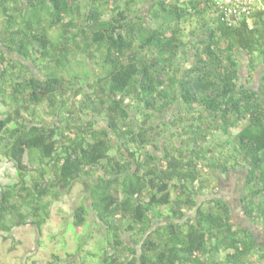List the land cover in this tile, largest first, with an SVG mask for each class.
Here are the masks:
<instances>
[{"label": "trees", "instance_id": "16d2710c", "mask_svg": "<svg viewBox=\"0 0 264 264\" xmlns=\"http://www.w3.org/2000/svg\"><path fill=\"white\" fill-rule=\"evenodd\" d=\"M0 158L6 236L83 185L71 226L102 239L67 264L264 262V10L248 28L206 0H0Z\"/></svg>", "mask_w": 264, "mask_h": 264}, {"label": "rangeland", "instance_id": "374dc122", "mask_svg": "<svg viewBox=\"0 0 264 264\" xmlns=\"http://www.w3.org/2000/svg\"><path fill=\"white\" fill-rule=\"evenodd\" d=\"M242 70L244 71L245 67ZM243 78L245 79V74ZM256 80L257 74L253 72V81L250 86H253ZM13 181H16L15 168L6 158H0V186ZM230 188L232 185L223 190L229 193ZM84 192L83 185L77 183L68 193H62L57 201H53L50 217L42 226L41 233L27 225L13 228L7 236L1 231L0 262L3 264H49L53 260V255L58 256V264H67L68 261L82 257L90 261L91 257L87 252L89 250L98 252V242L102 239L100 233L92 229L90 218L88 224L81 228L71 226L72 208L81 201ZM232 196L233 194H230V198ZM232 206L235 204L233 203ZM238 209L234 208L235 213L239 212L234 216L235 221L243 218ZM244 222L245 220L242 221ZM87 231L91 232L87 234ZM255 234L264 244V228L256 229ZM81 241L84 242L83 250L75 254L77 244ZM72 254L75 256L71 257ZM255 264H264V262Z\"/></svg>", "mask_w": 264, "mask_h": 264}, {"label": "built area", "instance_id": "2783aa9c", "mask_svg": "<svg viewBox=\"0 0 264 264\" xmlns=\"http://www.w3.org/2000/svg\"><path fill=\"white\" fill-rule=\"evenodd\" d=\"M216 11L220 22L227 26L244 23L254 26V15L264 10V0H206Z\"/></svg>", "mask_w": 264, "mask_h": 264}]
</instances>
